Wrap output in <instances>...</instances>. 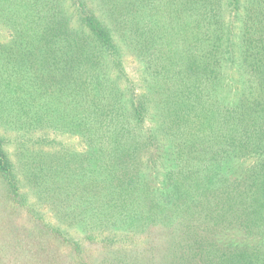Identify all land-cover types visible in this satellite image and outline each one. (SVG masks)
Masks as SVG:
<instances>
[{"label":"trees","instance_id":"obj_1","mask_svg":"<svg viewBox=\"0 0 264 264\" xmlns=\"http://www.w3.org/2000/svg\"><path fill=\"white\" fill-rule=\"evenodd\" d=\"M0 129V264H264V0H0Z\"/></svg>","mask_w":264,"mask_h":264},{"label":"rangeland","instance_id":"obj_2","mask_svg":"<svg viewBox=\"0 0 264 264\" xmlns=\"http://www.w3.org/2000/svg\"><path fill=\"white\" fill-rule=\"evenodd\" d=\"M127 72L128 73H131L132 74V71L131 70H127ZM2 132H4L2 129H0V134L2 133ZM9 134H11L10 132H4L1 136L2 137H4V138H10V135ZM15 139L14 138H10V139H8V142H10L9 143V148H10V150H12L14 147H16V143H15V141H14ZM62 141V143H64V145H65V139H62L61 140ZM27 148L29 149V148H31V145L28 143L27 144ZM29 151H25V155H27V153H28Z\"/></svg>","mask_w":264,"mask_h":264}]
</instances>
